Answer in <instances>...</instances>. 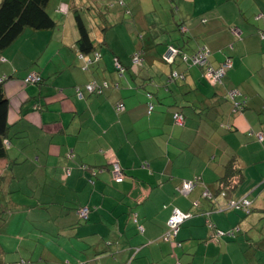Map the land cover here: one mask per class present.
I'll list each match as a JSON object with an SVG mask.
<instances>
[{
  "label": "crops",
  "instance_id": "0c3cea01",
  "mask_svg": "<svg viewBox=\"0 0 264 264\" xmlns=\"http://www.w3.org/2000/svg\"><path fill=\"white\" fill-rule=\"evenodd\" d=\"M185 1L195 6L179 19L181 43H164L159 63L141 35L131 69L132 54L112 50L115 39L79 59L78 36L62 24L27 31L0 52L10 126L0 192L21 194L7 198L15 212L0 216V264H237L249 255L245 246L250 264H262L254 250L261 239L249 230L264 216V0ZM189 43L184 53L206 50L213 68L231 61L220 84L181 57L161 61L168 46ZM29 73L42 83L26 85ZM88 85L99 90L89 93ZM114 161L125 174L120 184L110 176ZM190 181L193 190L180 192ZM243 199L248 214L229 208ZM178 211L189 217L164 240ZM9 219L25 233L10 229ZM208 223L230 234L215 237Z\"/></svg>",
  "mask_w": 264,
  "mask_h": 264
},
{
  "label": "rangeland",
  "instance_id": "374dc122",
  "mask_svg": "<svg viewBox=\"0 0 264 264\" xmlns=\"http://www.w3.org/2000/svg\"><path fill=\"white\" fill-rule=\"evenodd\" d=\"M198 3L201 4V2ZM123 5L125 8H123ZM194 6L195 4L185 0H51L47 12L50 17L56 21V28H60L61 24L63 26L66 25L68 36L70 37L73 33L74 36H78L75 22L72 19L73 8L79 11L89 30L95 28L96 25L103 24V21L100 19V14H102L105 19L104 24L108 22L110 25L106 40H108L109 43L111 40L115 39L109 44L112 50L118 52L120 57L127 58L132 54L136 46L141 47L142 42L138 39V36L141 35L147 45H150L149 53L153 55L157 63H159L158 49H160L164 43L170 42L171 40H177V42L181 43L183 35H180L178 32L179 19H182L189 10L193 12ZM260 8L263 10V7ZM107 15L110 17L109 20ZM186 37L185 35L184 39H186ZM119 47H121V49H118ZM193 47V43L183 45V51H185V53H190ZM93 92L97 91L94 90ZM22 194L28 196L30 193L29 191L23 190ZM17 196L19 197L21 194L19 195V192H17L9 194L8 196L0 192V199L2 201L0 216L3 220L5 218L4 216L8 215L10 211L15 212L9 203V199L11 198V200H14ZM252 214L251 217L246 219V223H250L254 220L256 214L253 212ZM260 219L261 220L256 221L255 225H251L252 229L249 230V232H252L250 236L261 239L260 246H257V248L254 247V250H256L255 254L262 259L261 263L264 264V216L261 215ZM7 222H10L12 225V228L9 227L10 229L25 233V229H22L23 227L19 228L20 224L14 226L10 219ZM252 223L254 224V222ZM3 230L6 231L7 229L3 227ZM237 238L239 240L242 237L238 235ZM244 249L245 252L249 251V255L246 258L241 257V260L237 261V264L251 263L249 260L251 259L252 249H249L248 246H245ZM26 256L30 255L26 254ZM22 261H26L28 264L29 260L25 259Z\"/></svg>",
  "mask_w": 264,
  "mask_h": 264
},
{
  "label": "trees",
  "instance_id": "16d2710c",
  "mask_svg": "<svg viewBox=\"0 0 264 264\" xmlns=\"http://www.w3.org/2000/svg\"><path fill=\"white\" fill-rule=\"evenodd\" d=\"M50 1L51 0H0V52L4 51L9 46H11L15 40H17L27 31L29 32L51 31L57 26L56 21H54L53 18H51L47 12V8L50 4ZM123 8H125L124 5ZM107 18L108 20L110 19L109 15H107ZM72 19L75 22V26L78 32V37L76 41L77 53L79 54V56H82L81 59H83L84 56L95 55L97 53L96 51L99 48L100 44H102V42L104 43V41L106 43V39L108 36L107 32L110 28V25L108 24V22L104 24L105 19L103 18L102 14H100V19L101 21H103V24H100L98 28L96 25L95 28H91L89 30L86 27L81 14L76 8H73ZM173 48L175 47L173 46ZM176 50H177V54H176L177 57H181L183 54H185L184 51L180 48ZM138 54H141V52L136 51V53L131 55L130 58L131 63L129 65L130 69L134 66L132 58H134L135 56L138 57ZM176 56L174 57L175 58L173 60L174 62L170 63V65L175 64ZM161 61L164 64H167L166 61L163 59V56ZM115 63H116V68L119 70L120 73H122L125 70V67H123L119 63L117 58H115ZM30 74H35L39 78V81L35 83H26L24 79L23 81L26 85L29 84L39 85L42 83V77L39 74L29 73L26 75V77ZM3 81L4 78H0V159L6 157L7 152L5 148L6 146L5 141L10 140L9 138L10 126L7 123V116L9 111V99L4 94L2 88ZM146 97L148 100H150L152 98V95L147 92ZM148 106H151L153 110V105L151 104V102ZM152 110L150 112L148 110V113H151ZM175 113L178 112H174L173 115ZM16 263L17 262L3 263V264H16Z\"/></svg>",
  "mask_w": 264,
  "mask_h": 264
},
{
  "label": "built area",
  "instance_id": "2783aa9c",
  "mask_svg": "<svg viewBox=\"0 0 264 264\" xmlns=\"http://www.w3.org/2000/svg\"><path fill=\"white\" fill-rule=\"evenodd\" d=\"M233 33L238 34V31L234 30ZM259 35H260L261 39H264V29L261 32H259ZM176 54H177V50L175 48H173L172 46H169L163 55V59L167 63L172 62V60L174 59ZM207 55H208V52L206 50L200 49V50H198V51H196L190 55L183 54L181 56V59L184 63H186L190 67L195 66L198 68H202L203 69V76L208 82H210L212 84H220L223 77L225 76L226 72L232 68V63L230 60H226V61L222 62L218 67L213 68V67L209 66L207 63ZM79 57L82 58V56H79ZM133 63H134V65H138L139 58L137 56H135L133 58ZM175 77H177V73L173 72L172 78H175ZM24 81L26 83H35V82L39 81V78L35 74H30L25 78ZM86 90L89 93L93 92L94 90H96L95 85H88ZM77 95L81 97L82 93L78 91ZM230 96H231V98H233L234 92H231ZM242 105H243V103L241 104L240 102H234L235 108H240ZM151 110H152V107L149 106V112ZM173 120H174L175 124H177V125H182L184 123L183 115H181L179 113H175L173 115ZM257 138H258V140L261 141L263 139V135L258 134ZM95 172L92 171L93 174H95ZM98 172H100V171H98ZM110 176H111L112 181L116 184H120L123 182V180L125 178V174H124V171L118 162L114 161L111 163ZM194 183H195L194 181L183 183L182 186L180 187V192H182L184 194L191 192L194 188ZM203 196L205 198H209V193L207 191H205L203 193ZM250 205H251V203L249 200L243 199V200L236 202V203L231 202L229 205V208H233L236 210H242L243 212L248 213ZM88 213H89V209L86 207L81 208L79 210L80 217L83 220H85L87 218ZM188 217H189L188 214H183V213H180L179 211H178V213L175 212L174 215L167 222L169 230L164 235L163 239L169 240L170 238L174 237L177 234L179 227L182 225V223ZM207 225H208L210 232L213 233V236H215V237H221L225 234H227V235L230 234V233H226L223 231L214 230V226H212V224H210V223H208ZM16 264H27V263H26V261H19Z\"/></svg>",
  "mask_w": 264,
  "mask_h": 264
}]
</instances>
